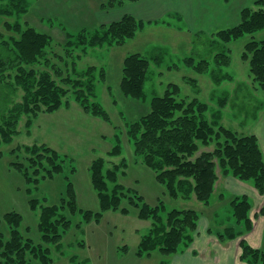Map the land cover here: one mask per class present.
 Here are the masks:
<instances>
[{
	"label": "rangeland",
	"instance_id": "rangeland-1",
	"mask_svg": "<svg viewBox=\"0 0 264 264\" xmlns=\"http://www.w3.org/2000/svg\"><path fill=\"white\" fill-rule=\"evenodd\" d=\"M28 1L30 8L26 14L0 16V34L4 39L18 38L16 31L12 30L15 24H20L23 29L31 26L38 32L49 34L52 41L45 50L46 58L35 64L33 69L38 73L49 71L59 88L66 93L61 97L62 107L59 110L51 113L44 107L36 116H22L18 126L19 134L11 144H3L0 148V236L5 240L10 239V227L5 222L4 215L16 212L23 218L20 227L22 235L37 244L42 243L38 225L43 208L60 206L63 198L70 197L67 193V179L73 184L75 200L71 198L79 210L100 211L99 193L94 188L91 173L92 164L100 159L104 161L105 176L108 171L116 173L115 183L107 181L109 192L112 193L116 186L124 188L120 208L118 211L105 212L98 223L92 222L80 227L77 225L81 220L79 213L73 215L69 211L64 212L74 221L73 228L65 235L60 247L49 246L52 264H73V257L77 260L74 264H158L159 260H169L191 247L199 222L193 242L182 247L177 254L165 257L157 250L149 257L139 256L137 248L154 223L152 218L147 220L139 217L143 205L166 209L167 212L176 209L194 210L200 215V219L208 214L213 218V225L209 227L213 230L211 235L220 240L217 234L235 225L229 207L231 199L247 195L254 205L250 216L255 228V216L264 208V195L256 189L254 181L243 182L232 176L219 175L217 184L223 186L225 198L221 201L215 191L210 205L198 201L188 185L177 197H173L168 187L157 180L160 173L149 167L144 157L136 153L135 140L129 126L150 113L151 100L164 96L169 86L174 84L180 87V93L176 96L178 101L189 104L197 99L208 106L204 117L211 124L217 123L216 131L219 127H225L240 136L254 135L259 140L264 155V92L254 80L249 62L243 59L249 42L264 41V30L247 34L229 44L220 42L215 34L203 32L196 37V41L195 38L189 41L186 37V21L170 16L174 13L161 18L155 17L159 11L154 10L151 14L148 6L151 4H147V19L144 21L167 23L151 25L123 45L105 44L100 48L89 47L85 50L86 42L81 41L84 39L70 41L68 33L77 34L83 29L94 32L103 23L108 25L130 15L125 14L127 11L144 12L146 9L140 7L142 3L127 2L124 8L104 11L101 4L106 0ZM173 1L177 0H166V5L173 8ZM225 1L226 4L232 2V9L240 7L242 11L246 6L255 9L254 0ZM7 4L9 0H0V6ZM72 13L77 15H71ZM180 32L185 35L179 34ZM193 41L190 46L188 42ZM223 52L231 57L230 66L218 65L216 56ZM133 54H140L151 61L144 83L143 100L128 97L121 89L125 60ZM155 55L163 56L159 63L152 60ZM188 59H194L195 66L206 60L209 71L198 73L193 66H187ZM91 67H94L92 71ZM11 74L14 79L16 73ZM216 77H220L219 81ZM83 89V93L88 95L90 110L95 105L101 106L107 113V120L85 112L79 93ZM226 94L230 95L229 100L221 108L219 101ZM24 95L22 88H19L12 103H21ZM43 145L61 156L58 162L60 164L63 160L62 174L53 179H43V176L48 175L44 167L40 168V175L37 177L34 171L39 167H31L32 180L39 178V183L37 186L34 182L28 184L24 175L13 164L22 162L29 167L27 158H30L31 153L26 148ZM215 148L216 142L209 147L200 144L199 154ZM43 163L51 169L46 160ZM233 184H240L234 193L227 189V185ZM242 184L245 188H242ZM248 187L250 188L246 189ZM130 196L134 197V205ZM258 196H263L260 199L263 205L257 201ZM31 200L36 203V207L31 206ZM123 209H128L130 213L124 215L121 212ZM166 215L164 212L163 220L167 222ZM93 224L100 227H94ZM245 236L235 240L240 243ZM104 241V253H101L103 249L100 247ZM92 246L96 248L92 250ZM153 255L151 260H147Z\"/></svg>",
	"mask_w": 264,
	"mask_h": 264
},
{
	"label": "trees",
	"instance_id": "trees-1",
	"mask_svg": "<svg viewBox=\"0 0 264 264\" xmlns=\"http://www.w3.org/2000/svg\"><path fill=\"white\" fill-rule=\"evenodd\" d=\"M139 1L141 0H106L101 4V9L107 11L121 8L127 2L137 3ZM253 5L255 9L253 7L242 9L237 25L215 34L220 42L229 44L247 34L264 30V0H254ZM29 8L28 0H9V4L0 6V16L24 15ZM161 23L166 24L167 22L144 21L132 15H125L108 25L102 24L94 32L83 29L77 34L68 33L67 38L70 41L84 39L81 41L86 42V44L83 43L85 50L89 47L100 48L105 44L123 45L148 26ZM6 26L10 27L8 24ZM12 30L16 31L18 38L4 39L0 34V148L3 144H11L14 137L19 134L18 126L22 116L31 114L36 116L44 107L51 113L59 110L62 107L61 97L66 93L59 88L49 71L38 73L33 69L35 64L46 58L45 50L52 41L51 36L38 32L31 26L23 29L20 24H15ZM162 57L155 55L152 60L159 63ZM243 59L249 62L250 72L264 92V41L249 42L246 45ZM193 60H186L188 67L193 66L198 73L209 71V64L206 60H202L198 66H195ZM216 61L219 66H230L231 57L224 52L219 53ZM150 62L140 54L127 57L121 85L124 95L140 100L145 98L144 83ZM93 69L94 67H91V71ZM12 72L16 73L14 79ZM216 79L219 81L220 77ZM80 83L79 86L82 87ZM169 87L164 96H157L151 100L150 113L129 126L131 136L135 140L136 153L144 157L149 167L160 173L157 180L168 187L173 197H177L179 192L188 185L190 192H194L197 200L205 205L213 202L219 175L232 176L243 182L254 181L256 189L264 195V155L257 137L254 135L240 136L225 127H219L216 131L217 123L211 124L204 117L208 110L205 103L197 99L189 104L178 101L176 96L180 93V87L174 84ZM19 88H22L25 93L23 101L13 104V96ZM91 89H93L92 86ZM83 91L84 89L79 93L85 112L107 120V113L101 106L95 105L90 110L88 95ZM229 97L230 95L226 94L219 101L221 108L227 105ZM30 126L29 121L28 127ZM213 142H216L215 150L199 154L200 144L209 147ZM26 149L31 153L30 158H27L30 166L22 162L13 165L24 175L28 184L34 182L37 186L39 183V178L32 180L31 167L35 169L39 167L34 171L35 177L40 175V168L44 167L48 175L43 176V179H53L56 175L62 174L63 160L59 164L61 156L55 150L44 145ZM44 160L49 163L51 169L44 165ZM103 168L102 159L95 161L91 168L92 182L99 193L100 211L79 210L73 201V184L67 179V193L70 197L63 198L60 206L43 208L38 225L42 243L37 244L22 235L20 227L23 218L19 213L5 214L4 220L10 227V239L5 240L3 236H0V264H52L53 259L49 246L60 247L65 235L73 228L74 221L64 214L66 211L73 215L80 214L81 220L77 224L78 227L100 222L105 212L118 211L122 198H124V188L116 186L110 193L107 181L115 183L116 173L108 171V175L105 176ZM220 197V199L225 198L223 193ZM130 198L134 205V197L130 196ZM30 203H32L31 206L36 207L33 200ZM229 207L235 225L217 234L221 241L243 237L251 233L254 228L250 216L253 203L247 195L234 196ZM141 208L139 217L147 220L152 218L154 223L149 234L143 238L137 248L139 256L149 257L159 250L163 256L170 257L177 254L182 247L193 242L194 232L197 230L200 219L196 211L176 209L167 212L166 209L159 210L149 205H143ZM163 211L167 214V222L163 220ZM121 212L124 215L130 213L128 209H123ZM261 213L264 214V208ZM208 232L212 234L213 230L209 229ZM240 248L239 260L242 263L264 264V244L260 248H253L242 239ZM76 261L75 257L71 259L73 264Z\"/></svg>",
	"mask_w": 264,
	"mask_h": 264
},
{
	"label": "crops",
	"instance_id": "crops-1",
	"mask_svg": "<svg viewBox=\"0 0 264 264\" xmlns=\"http://www.w3.org/2000/svg\"><path fill=\"white\" fill-rule=\"evenodd\" d=\"M225 2V0H177L173 1L174 7L170 8L168 7V5H166V0H141L137 2V4L142 3L140 7H144L146 9L144 12L138 11L133 13L127 11V13L125 14H130L140 20H146L147 4H151L148 5L151 14L154 10L159 11L158 15H156L155 17L161 18L162 16H167L171 13H174V15L170 16H174L179 20L186 21L188 24L186 32L187 40L191 41L193 38H195L196 41V37H198L201 32L213 35L221 30L231 28L239 23L241 12L240 7L232 9V7H230L232 2L231 4H226ZM73 14L76 13H72L71 15ZM179 34L185 35L182 32H180ZM193 43L194 41L192 43L188 42L190 46ZM236 183L240 182L236 181ZM239 186L240 184H233V186L227 185V189H230V192L234 193L235 191H237ZM241 186L242 188H245L243 184ZM249 188L250 187L246 189ZM216 191L218 196L223 193L224 189L220 183L216 185ZM262 197H257V201L261 203V205H263V201L260 200ZM222 200L223 199H221V201ZM217 201L220 200L217 199ZM256 208H258L257 205ZM255 219L257 220L255 228L251 233L246 235L244 239L254 247H261L264 244V214L262 215L261 211L257 212ZM212 225L213 218L208 214H205L199 221L197 235L191 247L184 252L182 251L178 253L169 260H167V258L159 260L158 264H244L239 260L241 254L239 241L232 240L224 242L218 240L216 236H212L208 232L209 227H211ZM94 227L100 226L94 225ZM104 247L105 241L100 247L103 249L101 253H104ZM94 248L96 247L92 246V250ZM110 250H112V247H110ZM111 252L115 253V251ZM153 257L154 255L147 260H151Z\"/></svg>",
	"mask_w": 264,
	"mask_h": 264
}]
</instances>
